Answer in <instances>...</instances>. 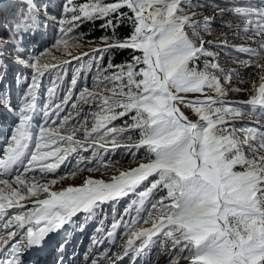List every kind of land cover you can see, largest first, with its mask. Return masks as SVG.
<instances>
[{
	"label": "snow or ice",
	"instance_id": "1",
	"mask_svg": "<svg viewBox=\"0 0 264 264\" xmlns=\"http://www.w3.org/2000/svg\"><path fill=\"white\" fill-rule=\"evenodd\" d=\"M20 2L16 16L15 0H0V111L14 117L0 124V264H41L51 234L78 213L81 232L98 222L90 246L65 255V238L48 264H156L160 253L165 264H264V76L248 100H229L244 91L232 87L239 71L209 48L264 70V0H64L58 16ZM216 17L236 21L220 44L203 39ZM97 22L103 46L91 50V86L80 70L65 85L71 61L50 63L53 49L89 56H73L81 45L69 38L86 39L81 26ZM125 51L121 63H103ZM116 149L136 166L115 168L106 154ZM118 237L122 252L112 247Z\"/></svg>",
	"mask_w": 264,
	"mask_h": 264
},
{
	"label": "rangeland",
	"instance_id": "2",
	"mask_svg": "<svg viewBox=\"0 0 264 264\" xmlns=\"http://www.w3.org/2000/svg\"><path fill=\"white\" fill-rule=\"evenodd\" d=\"M64 0H36L37 4H47L48 5V12L52 16H58L61 11V5L63 4ZM217 3H223V0H216ZM15 3L17 5L15 9V14L18 13L19 11L23 10L24 5L20 2V0H15ZM59 13L57 14L56 12ZM216 11H219V9H215ZM207 15H212V12L209 11L206 13ZM15 18L11 17L10 19ZM41 22L43 24H47V19L44 18L43 13H41ZM228 23H236V21H229L227 17H216V19L213 21V31L210 33L203 34V39L205 40H211L213 41V44H220L226 37H229L233 34L232 30H229L225 25ZM45 30L42 29V32ZM54 35V29L52 30V27L50 26V29L46 31L45 38L47 40H51ZM72 34H70L71 37ZM99 37H86V39L82 40H75L73 41L71 38H69V43H78L81 45L80 48H72L71 52L73 56H82L83 53H90L89 56L83 57L81 60L77 61L72 59L71 56H68L65 54L63 51H58L53 49L52 56L54 59H51L49 62L50 63H55L57 65H60L64 61H71V63L64 64V71L67 73L65 76V85H67L68 81L70 80L72 74L76 72L77 70L81 71L82 75V80L87 83L89 86H91V77L95 73L96 69L93 68V71L87 72V64L91 66L92 59H91V50L96 47H102L103 45L99 43L98 41ZM243 40H236L233 41L232 43H243ZM252 47H255L256 45H251ZM210 50L216 51L219 53L220 56V63L221 66L225 69H238L239 75L234 77V81L232 84L233 88L240 87L244 89L243 92H230L228 99L232 101H244L248 100L250 98L251 94H254V88L258 83L260 82V77L264 76V70H261L259 68H247L244 65L240 64H235L232 63V61L235 59L234 55H230L227 49H217L213 46H209ZM110 56H107L103 63L107 64L110 61ZM243 59V57H241ZM83 66V67H82ZM55 71H51L49 73H46V78L44 80V87L46 88L47 86L50 85V82L52 78L55 77ZM241 79H243L245 82L241 83ZM252 89L253 91L250 92L249 90ZM61 95H63V91H61ZM43 99V96L41 97ZM87 108V106H84ZM14 117L11 115H8L5 117V114L0 111V124H7L8 127H11L12 121ZM249 118H245L246 122L248 121ZM252 123H256V120L254 118L251 119ZM264 123V121H261ZM119 123V121H117ZM240 125L237 124V127ZM8 128L5 127L3 131H7ZM77 139L83 140V136H78ZM5 147L2 142H0V154H2V149ZM85 155H90L89 153H85ZM143 156V150L141 152L137 153V157H142ZM106 159H111L114 164L113 166L115 168H120V169H127L130 167H135L136 164L134 162L133 157H131L125 150L123 149H116L115 151H109L106 154ZM67 171L65 169L64 165L61 166V170H58V172L61 171ZM114 172H105L101 174L100 172L92 173L89 174L87 172L82 173L81 175L77 177H70L66 178L63 181H58V183L54 186L55 189H60L62 187H67L68 185H75L78 186L81 183V179L83 177H86L88 175H93L95 178H104L108 179L111 175H114ZM52 178V174L49 175V179ZM128 199V198H127ZM126 200V199H125ZM129 201L125 202L122 201L118 205V211H122L124 206L128 203ZM28 207H31V204L28 205ZM110 209L108 206H105V212H109ZM85 215L84 213H79L77 215V218L73 220V223L69 224V226L64 227L65 231H63V235L70 239L72 242L71 246V254L73 251H78L80 253H83L91 244L90 237L93 234L94 228L97 226V221H87L86 222V227L83 232L79 231L77 226L81 223H85ZM71 225V226H70ZM72 231H70V228H72ZM124 239L126 238H119L117 244L112 246L113 250L115 252H122L121 245L124 243ZM66 251V250H65ZM99 251V249H97ZM159 250L153 249V252L156 253ZM54 252V251H53ZM70 255V253L66 254ZM168 257L167 255L160 253L156 257V264H165L167 261ZM45 264V263H44Z\"/></svg>",
	"mask_w": 264,
	"mask_h": 264
},
{
	"label": "trees",
	"instance_id": "3",
	"mask_svg": "<svg viewBox=\"0 0 264 264\" xmlns=\"http://www.w3.org/2000/svg\"><path fill=\"white\" fill-rule=\"evenodd\" d=\"M23 9V8H22ZM22 11V10H21ZM19 11L18 13H16V16H18L20 14ZM57 14L59 13V10L58 12H56ZM47 24H48V21H47ZM50 26L51 25H48L46 31H48L50 29ZM52 27V26H51ZM52 30H53V27H52ZM80 32H83L86 35V37H100L101 35H103L104 33L100 30L99 28V22H97L96 24H92V23H85L84 25L81 26ZM121 34L123 35L126 31H127V28L124 27V28H121ZM107 57V55L105 56V58ZM128 57V52L125 51L123 52L122 54H115L113 56H110V61H113L115 63H121L122 61L126 60ZM88 67H89V64H87V72H90L88 71ZM91 71H93V68L91 69Z\"/></svg>",
	"mask_w": 264,
	"mask_h": 264
},
{
	"label": "bare ground",
	"instance_id": "4",
	"mask_svg": "<svg viewBox=\"0 0 264 264\" xmlns=\"http://www.w3.org/2000/svg\"><path fill=\"white\" fill-rule=\"evenodd\" d=\"M59 239H61V238H59ZM51 256H52V253H51V252L49 253L48 257H47V256H44V257H43V260H42V262H41V264H44V263H45V264H48V262H49ZM46 257H47V258H46Z\"/></svg>",
	"mask_w": 264,
	"mask_h": 264
}]
</instances>
